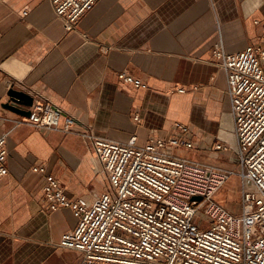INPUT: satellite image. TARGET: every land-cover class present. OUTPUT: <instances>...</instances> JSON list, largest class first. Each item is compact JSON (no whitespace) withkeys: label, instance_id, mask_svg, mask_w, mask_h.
<instances>
[{"label":"crops","instance_id":"1","mask_svg":"<svg viewBox=\"0 0 264 264\" xmlns=\"http://www.w3.org/2000/svg\"><path fill=\"white\" fill-rule=\"evenodd\" d=\"M220 39L230 52L264 48V0H98L71 31L50 0H0V134L9 132V174L0 180V264L81 262L79 251L59 245L77 218L70 208H46V177L34 165L46 164L71 198L92 201L109 188L88 139L16 125L22 114L3 106L8 89L41 93L76 117V130L92 127L120 141L136 135L145 144L185 124L182 135L194 147L178 154L233 168L237 142L227 76L212 57ZM121 71L147 87L122 83Z\"/></svg>","mask_w":264,"mask_h":264},{"label":"built area","instance_id":"2","mask_svg":"<svg viewBox=\"0 0 264 264\" xmlns=\"http://www.w3.org/2000/svg\"><path fill=\"white\" fill-rule=\"evenodd\" d=\"M50 1L71 31L98 0ZM212 57L227 76L237 142L233 168L178 154V149L194 147L182 135L188 126L181 123H176L177 133L150 137L145 144H139L136 135L115 140L96 134L92 127L76 130V117L38 92L32 94L30 115L13 119L16 125L88 139L107 176L108 190L87 201L69 197L46 164L32 167L46 177V208H70L77 218L59 245L79 251L80 264H264V48L246 45L230 52L220 39ZM118 79L147 87L127 71L119 72ZM8 136L0 134V180L9 174ZM233 178L240 184L238 210L216 198ZM199 214L206 226L197 222Z\"/></svg>","mask_w":264,"mask_h":264},{"label":"water","instance_id":"3","mask_svg":"<svg viewBox=\"0 0 264 264\" xmlns=\"http://www.w3.org/2000/svg\"><path fill=\"white\" fill-rule=\"evenodd\" d=\"M8 99L3 106L13 112L25 116L30 115V107L33 105L34 96L23 89L11 86L7 91ZM194 199L201 200V196H196Z\"/></svg>","mask_w":264,"mask_h":264},{"label":"rangeland","instance_id":"4","mask_svg":"<svg viewBox=\"0 0 264 264\" xmlns=\"http://www.w3.org/2000/svg\"><path fill=\"white\" fill-rule=\"evenodd\" d=\"M239 186V183L234 179L233 181H230L228 184H226L217 194L216 198L218 200H222L226 203V205L232 209V210H238L239 209V201H240V189L237 188ZM198 223H202L203 215L199 214V217L197 219ZM207 225V221L203 223V226Z\"/></svg>","mask_w":264,"mask_h":264}]
</instances>
